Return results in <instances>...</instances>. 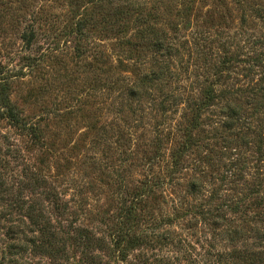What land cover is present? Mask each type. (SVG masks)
<instances>
[{"label":"trees","instance_id":"1","mask_svg":"<svg viewBox=\"0 0 264 264\" xmlns=\"http://www.w3.org/2000/svg\"><path fill=\"white\" fill-rule=\"evenodd\" d=\"M65 1L77 52L88 29L122 52L106 55L109 127L124 155L117 212L107 230L69 220L70 204L47 192V205H20L8 234L56 264L76 252L77 264H264V0ZM0 118L42 142L5 84Z\"/></svg>","mask_w":264,"mask_h":264},{"label":"rangeland","instance_id":"2","mask_svg":"<svg viewBox=\"0 0 264 264\" xmlns=\"http://www.w3.org/2000/svg\"><path fill=\"white\" fill-rule=\"evenodd\" d=\"M71 15L65 0H0V84L22 117L42 127L38 142L0 118V264H56L16 239L13 228L7 232L20 221V205H47V192L60 193L70 204L69 220L89 217L101 229L115 220L118 191L112 175L122 169L124 155L109 127L106 55L116 58L122 52L107 32L97 29H88L89 46L77 52V39L68 33ZM32 23L36 36L27 46L22 34ZM97 52L102 56L96 57ZM114 63L119 73L132 75L125 61ZM97 76L103 86L96 85ZM93 159L107 164L104 174ZM78 259V252L71 253L65 264Z\"/></svg>","mask_w":264,"mask_h":264}]
</instances>
